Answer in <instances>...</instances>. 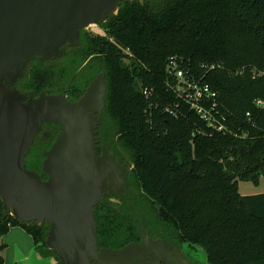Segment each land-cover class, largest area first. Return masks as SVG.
Masks as SVG:
<instances>
[{
	"label": "trees",
	"instance_id": "1",
	"mask_svg": "<svg viewBox=\"0 0 264 264\" xmlns=\"http://www.w3.org/2000/svg\"><path fill=\"white\" fill-rule=\"evenodd\" d=\"M98 25L104 35L81 29L63 54L32 58L13 87L76 101L104 75L97 139L129 158L134 192L120 209L107 206V197L96 205L99 246L138 241L144 221L202 248L207 264H264V193L244 195L238 185L264 175V0H126ZM172 57L217 92L228 130L211 127L179 98L168 74ZM59 130L45 122L25 159L43 179ZM4 216L0 196V239L20 226L39 255L59 264L46 244L50 222Z\"/></svg>",
	"mask_w": 264,
	"mask_h": 264
},
{
	"label": "water",
	"instance_id": "2",
	"mask_svg": "<svg viewBox=\"0 0 264 264\" xmlns=\"http://www.w3.org/2000/svg\"><path fill=\"white\" fill-rule=\"evenodd\" d=\"M123 1L0 0V196L4 217L50 222L46 244L59 256V264H135L128 261L129 256L146 248L145 237L142 243L121 249L98 244L93 208L111 189L107 183L120 170L113 156L97 154L95 135L106 106L105 77L99 74L76 101L68 100L66 94L26 98L2 80L15 81L34 57L61 55L62 44L76 42L81 29L106 21ZM45 122L60 126L43 161L47 179L25 163Z\"/></svg>",
	"mask_w": 264,
	"mask_h": 264
},
{
	"label": "rangeland",
	"instance_id": "3",
	"mask_svg": "<svg viewBox=\"0 0 264 264\" xmlns=\"http://www.w3.org/2000/svg\"><path fill=\"white\" fill-rule=\"evenodd\" d=\"M86 29L99 34L105 33L98 24H91ZM25 70H23V72ZM18 77L19 76H17L16 79ZM2 82L10 87L12 81L6 83L5 80H2ZM104 152L108 154L106 150ZM121 155L123 156L125 154L121 153ZM120 163L121 162L117 161L120 170L118 171V177L116 178H119V181H116L117 179L113 178L112 183L108 182L107 184L112 187L106 194L114 192V190L119 191V188L124 183L125 177L123 174L125 170H128L129 172L132 170V163L130 161L125 160V163H123L124 165H121L122 163ZM238 185L239 192L244 195L264 193V175H261L257 182L253 180H239ZM152 228H154V230H158L159 232H165L164 227L157 224L152 225ZM144 237H146V234H144ZM188 249H191L189 250L192 253L191 256L195 257L200 264H207L206 255L202 248L193 246V248ZM144 250H147V248L144 247L143 250H141L142 252L140 251L141 253H133L129 256V258L137 259L138 256L139 258L142 257ZM1 257H3L2 264H51L55 262L52 257H43L39 255V253L35 250L31 235H29V233L20 226L12 227L10 231L0 239V258ZM187 258H189V256H187Z\"/></svg>",
	"mask_w": 264,
	"mask_h": 264
},
{
	"label": "flooded vegetation",
	"instance_id": "4",
	"mask_svg": "<svg viewBox=\"0 0 264 264\" xmlns=\"http://www.w3.org/2000/svg\"><path fill=\"white\" fill-rule=\"evenodd\" d=\"M67 44L73 45L75 44V42L74 43L65 42L64 44H62L60 47L62 50V54L65 51ZM14 82L15 81H13L10 84L11 88H14L13 87ZM24 95L26 96V98H29V96H31V95L28 96L27 94H24ZM97 135L98 133L95 135V139L98 145V150H97L98 155L103 154V152L106 150L108 154L112 155L113 157L117 159V161L121 162L122 163V164L120 163L121 165H124L123 163H125V160L129 161V158L126 155H123V156L118 155L117 154L118 151L112 149L108 144L100 143V140L97 139ZM128 172H129L128 170H125L123 174L125 177L124 183L119 188V191L114 190V192L103 195L102 199L104 197H107L109 199V202L106 203L107 206L118 207V209H120V207L124 205V202L121 201V199L123 198L127 199L126 201L128 202L129 205L132 204L131 203L132 195L129 192H134V191H133L132 185L129 183V181H127ZM116 179H117L116 181H119V178H116ZM100 202L101 201H99L97 204H99ZM95 207L93 208V212H94ZM103 211L108 212V209L104 208ZM144 234H146L145 245L147 246L146 247L147 250H144L142 257L139 258L138 256L137 259L129 258L128 261L135 263V264H182V263L183 264H200L195 257L191 256L192 253L189 251L191 249H188V248H193V247H189L188 245L184 243H181L173 238L167 237L164 234V232H159L156 229L154 230L152 226H147L144 223V221H140V238L138 241H133V242L138 243V244L142 243ZM100 248H103V247H100ZM121 248L122 247L116 248V249H121ZM187 256H189V258H187Z\"/></svg>",
	"mask_w": 264,
	"mask_h": 264
},
{
	"label": "built area",
	"instance_id": "5",
	"mask_svg": "<svg viewBox=\"0 0 264 264\" xmlns=\"http://www.w3.org/2000/svg\"><path fill=\"white\" fill-rule=\"evenodd\" d=\"M239 73L242 72L239 71ZM168 74L177 79V84L173 88L181 100L189 104L190 108L194 109L211 127L217 130H228V126L224 123L225 116L217 102L218 94L210 84L190 75L174 57L169 61ZM152 92L148 88L143 90L146 97H149ZM257 103L262 104V100H258ZM248 115H250L249 112Z\"/></svg>",
	"mask_w": 264,
	"mask_h": 264
}]
</instances>
